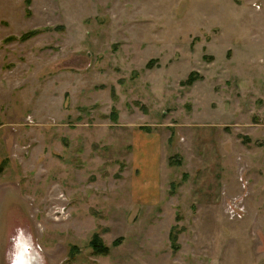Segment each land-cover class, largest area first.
<instances>
[{"label":"rangeland","instance_id":"1","mask_svg":"<svg viewBox=\"0 0 264 264\" xmlns=\"http://www.w3.org/2000/svg\"><path fill=\"white\" fill-rule=\"evenodd\" d=\"M18 225L46 264H264V0H0V264Z\"/></svg>","mask_w":264,"mask_h":264},{"label":"clouds","instance_id":"2","mask_svg":"<svg viewBox=\"0 0 264 264\" xmlns=\"http://www.w3.org/2000/svg\"><path fill=\"white\" fill-rule=\"evenodd\" d=\"M9 241L10 246L4 256L5 264H46L43 249L29 229L18 225Z\"/></svg>","mask_w":264,"mask_h":264},{"label":"trees","instance_id":"3","mask_svg":"<svg viewBox=\"0 0 264 264\" xmlns=\"http://www.w3.org/2000/svg\"><path fill=\"white\" fill-rule=\"evenodd\" d=\"M192 78H188L187 82H191ZM91 246L92 248L99 253H103L107 251V248L97 239L96 235H93L92 239H91Z\"/></svg>","mask_w":264,"mask_h":264},{"label":"crops","instance_id":"4","mask_svg":"<svg viewBox=\"0 0 264 264\" xmlns=\"http://www.w3.org/2000/svg\"><path fill=\"white\" fill-rule=\"evenodd\" d=\"M261 60V59H260Z\"/></svg>","mask_w":264,"mask_h":264}]
</instances>
